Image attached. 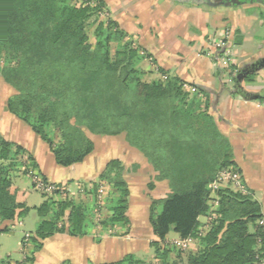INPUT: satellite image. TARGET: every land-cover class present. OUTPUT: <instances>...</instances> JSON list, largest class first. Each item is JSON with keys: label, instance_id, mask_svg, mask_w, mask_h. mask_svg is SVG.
<instances>
[{"label": "trees", "instance_id": "16d2710c", "mask_svg": "<svg viewBox=\"0 0 264 264\" xmlns=\"http://www.w3.org/2000/svg\"><path fill=\"white\" fill-rule=\"evenodd\" d=\"M73 1L0 0V79L14 92L7 100L8 112L64 168L83 162L93 151L88 134L123 135L157 173L155 180L168 185L167 195L149 208L156 238L150 246L161 264L172 261L166 244L170 232L196 242V250L185 255L186 264H264L260 203L249 192L210 189L221 171H238L228 141L207 112L206 94L200 90L204 101L197 93L189 95L180 79L163 70H158L162 80H144L141 64L147 56L125 40L117 24L101 20L102 1L95 0L94 7ZM91 27L93 43L88 38ZM255 72L245 80L250 82ZM232 79L240 93L236 76ZM257 100L264 104V96ZM22 168L26 174L37 165L25 149L0 136V225L28 212L11 191L12 178ZM123 174L122 165L113 160L99 176L112 193L106 199L108 216L98 223L103 230L128 224ZM97 189L92 184L85 190L94 204ZM56 195H43L45 201L35 209V232L22 240V247L29 242L35 252L55 234L83 237L94 229L97 203L89 210L74 199L55 200ZM200 218L209 220L208 228ZM115 264L142 263L127 256Z\"/></svg>", "mask_w": 264, "mask_h": 264}, {"label": "crops", "instance_id": "0c3cea01", "mask_svg": "<svg viewBox=\"0 0 264 264\" xmlns=\"http://www.w3.org/2000/svg\"><path fill=\"white\" fill-rule=\"evenodd\" d=\"M101 1L107 18L117 24L127 40L141 48V54L150 57L149 61L145 59L141 64L146 73L163 70L166 76L177 77L185 85L197 87L206 94L207 112L230 145L232 162L237 168L243 191L245 194L249 192L252 199L260 203L264 216V104L257 100L264 96V69L256 71L250 82L245 80L250 65L264 59V5L259 0ZM224 35L232 61L231 69L244 73L240 79L237 78L244 95L236 92L226 73L224 81L215 60L212 44L222 40ZM7 100L0 116V136L29 153L37 165L35 172L41 178L49 183L65 185L71 192L68 197L89 210L98 199L92 203L93 198L85 190L92 184L101 183L99 176L110 161L116 160L122 165L129 191L125 213L128 224L103 230L98 223L106 219L108 212L106 205L98 206L93 211L95 227L88 235L55 234L42 241L41 248L35 252L29 242L24 247L21 242V260L0 258V264H115L127 256L138 261L155 259L154 249L150 246L156 238L149 224V208L153 200L163 199L169 191L166 181L155 180L157 173L146 158L130 147L123 135L94 136L109 140L119 138L121 143L112 141V147L108 146L97 157L94 156L96 147L93 139V151L83 162L60 167L49 147L26 124L8 112ZM131 173L142 174L146 178L142 183L145 190L148 186V192H135L133 187L136 185L126 177ZM151 183L152 188H149ZM12 186L17 196L18 190L13 182ZM108 193L111 197V189ZM16 201L29 212L27 205L18 199ZM28 212L0 225V230L6 228L3 233L8 232L16 221L21 226L23 222L18 220ZM32 234L26 233L25 237ZM175 239L180 240L178 236Z\"/></svg>", "mask_w": 264, "mask_h": 264}, {"label": "rangeland", "instance_id": "374dc122", "mask_svg": "<svg viewBox=\"0 0 264 264\" xmlns=\"http://www.w3.org/2000/svg\"><path fill=\"white\" fill-rule=\"evenodd\" d=\"M73 3L77 4V3H79V1L75 0V1H73ZM95 4H96V2H95ZM101 18H102L101 20H103V22L106 21L105 19L107 18V14L105 11L101 14ZM93 32H94V27H91L90 29H88V38H89L90 43H93ZM125 40L128 41L126 39V37H125ZM133 47H135L134 43H133ZM139 53H141V52H139ZM148 58H150V57L147 56V58H146L149 61ZM229 59L231 60V57ZM215 60L218 63L217 66H219V68L222 70V73H223L222 75L224 76L223 77L224 81H225V73L228 76L229 83H232L233 76H236V78H238L239 72L231 69V65H229V61L227 60V58H225V56L218 58V59H215ZM217 60H219V61H217ZM225 70H227V71L225 72ZM142 71L145 72V74L143 75V79L146 81L162 80L163 79V75L160 74L158 71H155V73H150V72L146 73L145 69H143V68H142ZM233 83H234V81H233ZM183 90L185 92L189 93V95L197 93L198 97H201V99L203 101L205 100V98L200 93L201 89H199L197 87H189V86L184 84ZM13 94H14L13 90L10 89L8 86H6L3 83V81L0 79V116L2 115V112L4 110L5 101L7 100V98L11 97ZM88 136L90 139H92V141L94 139L95 147H96V151L94 153V156H97V157L100 154L102 155L104 153L105 149L108 148V146L112 147L111 143H113V142L115 144L121 143V140L119 138H117L115 140H112V139L109 140L107 138H95L93 135H90V134H88ZM25 169L26 168L20 169L19 172L17 173V175H15L12 178V182H13V185L15 186V188L18 190L16 193V195H17L16 199H18L25 206L27 205V207L29 208V212L25 217H22L21 219L18 220V222H23V224L21 226L17 225V221H16L15 225H13V226L10 225L8 232L0 234V258L2 260H7L8 257H10L12 260H21L22 253L20 252V250H21L20 244H21L22 240L25 238L26 233H29V234L33 233L34 234L37 223L39 222V218L36 214L34 207L40 206V204L44 200V197H43L44 194L42 193V191L37 190L35 187L36 185H34V179L33 178H34V175H37L36 172L35 171L30 172V169H29V170H27L28 172L26 174H23ZM222 172L223 171H221L220 173H222ZM219 174H218V176H219ZM141 175L142 174L131 173V175L126 176V177L129 178V181H131V184L136 185L133 187L135 189V192H139V191L140 192H144V191L148 192V190H147L148 186L146 187V190H145V187L142 183V179H144L145 177H142ZM24 178H27L29 180L24 179ZM39 179L41 180L40 177H39ZM47 184L55 186L56 189H60V190L65 191L64 196L63 195H56L54 197L55 200L60 199V197H62V198L67 197V199H70V197H68L69 196L68 194L69 193L71 194V192H69V190L67 189V187L65 185H60V184L57 185V184H53V183H49V182H47ZM96 185L98 186L97 196H98V191L100 188H103L105 190L104 191L105 195L103 194V196H105V197L103 198V201H102L103 204L101 206H99V208H100V207H103V205H106V199L109 197L108 191L110 188H108L109 186L107 184H105V182H101V183H98ZM12 187H11V190L13 192V191H15V189ZM216 187L217 188H219V187L230 188L232 191L239 192V193L244 192L242 189L239 188V185L237 187L236 184L230 182V180H225V181L223 180L222 182L218 183V185ZM90 188H91V186H90ZM23 194H24V198H22ZM46 196H49V195H46ZM211 197L213 199L214 195L211 194ZM128 200H129V197H128ZM97 206H98V202H97ZM200 222H203L205 224V227H207V228L210 225L209 220L207 218H200ZM203 232H204V229L202 230V235H203ZM176 237L177 236L174 232H170L168 234L169 240L166 241V244L168 245V247H171L170 256H171L172 261L169 263L170 264H174V263L186 264L185 255L189 251H195L196 250V242L192 241V240H190V241L187 240V243H185V242L182 243V240H177V239H175ZM171 239H175V240H171ZM180 251H181V253H180ZM140 262L142 264H161L160 260L157 259L156 256H155V259H149V260L144 259V261H140Z\"/></svg>", "mask_w": 264, "mask_h": 264}, {"label": "built area", "instance_id": "2783aa9c", "mask_svg": "<svg viewBox=\"0 0 264 264\" xmlns=\"http://www.w3.org/2000/svg\"><path fill=\"white\" fill-rule=\"evenodd\" d=\"M78 1L79 3L76 4L78 6H82V7H85V6L94 7L95 6V0H78ZM212 45H213V50L216 52L215 57L221 58L225 56V58H227V60L229 61V65H231L232 61L229 59L230 58L229 51L226 48L225 35L222 38V40H219L216 42L214 41ZM33 179H34V185H36L35 186L36 189L39 191H42L44 195L52 196L53 194L58 193V195L64 196V193H65L64 190L56 189L55 186H52L47 183L45 184L42 180L39 179L37 175H34ZM223 180L224 181L230 180V182L236 184L237 187L239 185V188L242 189V185L240 183L238 174L234 173L230 168H228L224 170L222 173H220L216 181L210 186L211 191L214 192L217 189L216 186L218 185V183L222 182ZM104 191L105 190L103 188H100L98 191V196H97L98 206H101L103 204L102 201H103V198L105 197L103 196V194L105 195ZM259 224L263 227V230H264V217L261 219ZM184 242L187 243V240H182V243Z\"/></svg>", "mask_w": 264, "mask_h": 264}, {"label": "water", "instance_id": "95a60500", "mask_svg": "<svg viewBox=\"0 0 264 264\" xmlns=\"http://www.w3.org/2000/svg\"><path fill=\"white\" fill-rule=\"evenodd\" d=\"M263 5H264V0H259ZM264 68V59H261V60H258V61H255L254 63H252L249 67V71H247L246 73L249 74L251 72H255V71H258L259 69H263ZM244 73H239L238 74V79L241 78V76L243 75ZM240 94L241 95H244V92L241 90L240 88Z\"/></svg>", "mask_w": 264, "mask_h": 264}]
</instances>
